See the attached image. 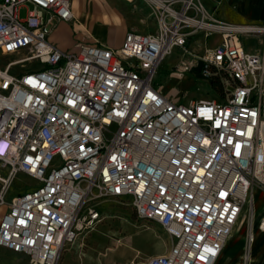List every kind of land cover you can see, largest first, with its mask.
Listing matches in <instances>:
<instances>
[{
	"label": "built area",
	"instance_id": "obj_1",
	"mask_svg": "<svg viewBox=\"0 0 264 264\" xmlns=\"http://www.w3.org/2000/svg\"><path fill=\"white\" fill-rule=\"evenodd\" d=\"M143 1L154 33L61 50L49 35L75 20L71 0H0V55H19L0 67V181L22 172L37 182L8 202L0 190V247L29 264H58L63 246L95 225L90 194L130 199L173 239L142 264H214L252 190L264 191V47L241 42L264 26L217 20L202 0ZM200 37L202 53L190 48ZM174 49L170 72H223L229 96L183 104L163 93L154 79Z\"/></svg>",
	"mask_w": 264,
	"mask_h": 264
},
{
	"label": "rangeland",
	"instance_id": "obj_2",
	"mask_svg": "<svg viewBox=\"0 0 264 264\" xmlns=\"http://www.w3.org/2000/svg\"><path fill=\"white\" fill-rule=\"evenodd\" d=\"M126 1L133 2L127 3ZM126 1L109 0L110 12L101 16L97 15V18H95L97 19L95 35L105 39L113 26H125L127 30H140L143 32L153 30V27L149 26L151 15L145 2L143 0ZM92 8L96 12L98 11L97 13L107 10V7L100 4H96ZM27 9L26 5L19 8L20 18L25 17ZM80 21L84 25L85 18ZM84 26L86 27V25ZM211 40L213 38L210 41H206V43L208 45L211 44L213 42ZM203 41L202 37H200L198 44L191 45L190 48L202 53ZM241 42L247 51L259 50L264 47V33L256 31L243 33ZM178 56L179 52L176 49L172 50L171 54L159 66L154 80L163 93L170 95L171 98L175 97L176 100L183 104H187L190 100L199 99L224 101L229 96V91L233 89L229 85V79H222L223 83L221 86L211 84L209 78L202 77L198 66L181 76H177L173 72L169 73L177 62ZM18 57L19 55H0V67H4L6 63ZM31 64V61L27 62V65ZM23 69L22 66L17 65L12 67L10 72L17 74ZM5 173L6 168L0 162V177L2 178ZM33 185H37V182L24 173L17 172L12 181H7V183L0 181V190L5 187L4 194L8 202L12 196L22 193L26 188ZM93 193L95 194V191ZM86 204L96 208L99 213V219L95 225L81 230L73 241L63 246L58 264H61L64 257L63 252L67 247L76 243H81L84 248L90 247L92 245L91 235L94 233L105 237L112 243H118L116 256L123 251L129 257L134 256L135 259H133L136 263L143 261L148 255L166 252L173 243V239L159 223L137 217L130 199H119L109 196L93 197L90 194L86 198ZM262 214H264V191L255 188L244 205L242 213L233 226L232 232L215 264H264V254H257L260 250H264V230H258ZM250 235L254 238L251 241H249ZM120 237H123L121 243L114 241V238ZM101 250H103L101 251L102 253L106 254L108 248L106 246ZM245 255H251L252 261L245 260ZM3 257L8 260L9 264H15L14 260H17L10 251H5ZM20 257L22 259L21 263L28 264L24 255H20Z\"/></svg>",
	"mask_w": 264,
	"mask_h": 264
},
{
	"label": "crops",
	"instance_id": "obj_3",
	"mask_svg": "<svg viewBox=\"0 0 264 264\" xmlns=\"http://www.w3.org/2000/svg\"><path fill=\"white\" fill-rule=\"evenodd\" d=\"M202 1L208 12L217 20L236 26H264V0ZM96 4H100L101 6L104 5L105 7H107V10L101 13H97L98 11L96 12V10H93L92 8ZM71 7L75 20L71 22H57L49 35V41L61 50H71L73 49L74 45L79 42L99 43L109 46L111 48H118L121 45L123 37L127 31H134L142 34H150L154 33L156 30V22L151 16L152 23L149 22V26L153 27V30H151L150 32H143L140 30H127L125 26H113V28L110 30V32L104 39L103 37H99L94 34L97 26V19L95 18H97V15L101 16L105 15V13L110 12L111 7L109 5V0H71ZM91 8L92 10H90ZM83 18H85L84 25H86V27L80 21ZM211 38H213V40H211L213 42L209 45L206 43L207 46H212L218 40V36H214ZM5 210V206L0 207V217L5 212ZM121 240L123 241V237L116 239L114 238L115 242L121 243ZM91 243L92 245L86 248H84L81 243H76L75 245L67 247L63 252L64 257L61 261V264H142L145 259L154 256L148 255L146 258H144L143 261L138 263L134 262V256L129 257L125 255L123 251L119 252L120 255L116 256L115 253L117 251L116 249L118 243H112L105 237L100 236L96 233L91 235ZM106 246L108 248V251L106 252V254H104L101 252L103 251L101 249ZM5 251L10 250L0 247V264H9L8 260L3 257ZM10 252H12L14 258L17 259L16 261L14 260L15 264H23L21 263L22 259L20 255L24 254L15 253L13 251ZM164 253L161 252L155 255H160ZM254 254H256V252H254ZM257 254H264V250H260Z\"/></svg>",
	"mask_w": 264,
	"mask_h": 264
},
{
	"label": "trees",
	"instance_id": "obj_4",
	"mask_svg": "<svg viewBox=\"0 0 264 264\" xmlns=\"http://www.w3.org/2000/svg\"><path fill=\"white\" fill-rule=\"evenodd\" d=\"M222 79H225L227 80L228 77L226 76L225 73L223 72H214L210 75L209 77V80H210V83L211 84H214V85H219L221 86L222 85ZM229 85H231V83L229 82ZM230 92V91H229Z\"/></svg>",
	"mask_w": 264,
	"mask_h": 264
},
{
	"label": "bare ground",
	"instance_id": "obj_5",
	"mask_svg": "<svg viewBox=\"0 0 264 264\" xmlns=\"http://www.w3.org/2000/svg\"><path fill=\"white\" fill-rule=\"evenodd\" d=\"M247 28V27H246ZM247 29H250V28H247ZM237 222V221H236ZM235 222V223H236ZM260 223H261V221L259 222V225H258V230H264V226H260ZM235 225V224H234ZM232 232V231H231ZM230 236V235H229ZM252 237V236H251ZM254 238L252 237V240H253ZM244 259L245 260H248V261H252V256L251 255H245L244 256ZM215 264V263H214Z\"/></svg>",
	"mask_w": 264,
	"mask_h": 264
}]
</instances>
